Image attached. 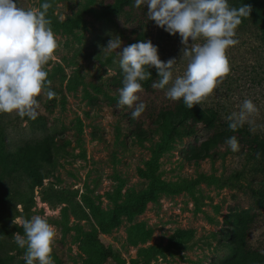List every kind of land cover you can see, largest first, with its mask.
<instances>
[{"label": "rangeland", "instance_id": "rangeland-1", "mask_svg": "<svg viewBox=\"0 0 264 264\" xmlns=\"http://www.w3.org/2000/svg\"><path fill=\"white\" fill-rule=\"evenodd\" d=\"M102 2L52 0L49 13L60 47L46 68L61 93L54 107L46 96L38 97L46 126L14 113L0 114L10 149L27 140L53 143L55 168L36 190L34 215L46 217L57 230L54 264H223L233 258L228 246L237 227L235 215L242 211L255 220L241 251L262 252L264 205L258 185L264 175L253 171V162L228 145L209 158L188 160V146L207 132L170 140V126L161 125L140 138L129 122L134 109L117 107L120 88L113 83L122 69L115 53L102 55V46L119 35L122 22L103 16ZM21 3L38 8L43 0ZM153 25L166 62L179 61V33L173 36L155 21ZM237 38L239 43L228 50L230 73L204 103L219 107L226 118L244 99H252L260 109L257 124H264V46L252 41L249 29ZM251 41L257 48L253 53ZM186 63H178L176 74H182ZM161 146L166 149L157 161L156 199L132 216L127 206L153 183L143 173L149 174L148 165ZM120 207L119 225L102 233L97 211L108 221ZM105 250L112 256L105 258ZM25 251L12 253L17 264H26Z\"/></svg>", "mask_w": 264, "mask_h": 264}, {"label": "clouds", "instance_id": "clouds-1", "mask_svg": "<svg viewBox=\"0 0 264 264\" xmlns=\"http://www.w3.org/2000/svg\"><path fill=\"white\" fill-rule=\"evenodd\" d=\"M145 5L148 20L173 36L179 33L181 58L164 62L150 39L124 46L121 37L114 35L102 46V55L107 58L115 53L123 72L117 107L133 108V119L141 116L146 109L140 95L142 82L152 78L149 69L155 68L159 79L153 81L154 89L166 90L169 100H183L189 109L198 104L203 108L231 71L228 50L239 43L237 29L243 18L250 17L252 6L235 7L229 0H134L136 8ZM51 7L48 2L33 8L23 6L21 0H0V114L35 120L41 109L38 97L51 100L57 95L46 68L60 47L48 16ZM183 61L186 67L176 74ZM259 115V107L246 98L226 119L234 132L245 124L252 131L264 130V124H257ZM225 142L233 152L239 151L235 136ZM20 226L24 234L16 232L13 237L18 247L26 250V264H54L55 226L41 215L24 219Z\"/></svg>", "mask_w": 264, "mask_h": 264}, {"label": "trees", "instance_id": "trees-1", "mask_svg": "<svg viewBox=\"0 0 264 264\" xmlns=\"http://www.w3.org/2000/svg\"><path fill=\"white\" fill-rule=\"evenodd\" d=\"M45 2L51 4L52 0H43V3ZM229 3L235 7L244 4L252 6L250 17L243 18L242 24L237 29V35L246 33L249 29L252 41H260L264 46V0H229ZM100 11L106 18H117L122 22L118 26H120L119 36L124 46L150 39L158 47L161 60L166 62L163 47L158 43L153 32L154 21L147 18L146 5L136 8L134 0H103ZM48 16L51 19L49 12ZM54 26L58 27V24ZM252 41L253 53L254 50L257 51V48ZM149 70L152 72V78L142 82L144 91L140 94L141 100L146 104V109L137 119L131 116L133 110L129 112L130 126L140 138H143L150 129L161 125L170 126L168 136L170 140L182 136L192 137L200 130H204L208 136L194 140L185 154L188 160L200 161L211 157V152L227 145L225 141L235 136L238 139L242 156L253 162V171L264 175V133L260 129L252 131L245 124L234 132L229 129L227 119L217 106L204 103L203 108L198 104L189 109L183 100H169L164 94L165 90L154 89L151 86L153 81L159 78L155 68ZM122 80L123 72H120L113 83L115 87L121 88ZM51 89L57 95L61 93L56 84H52ZM57 95L51 99L50 105L53 107L56 104ZM25 119L32 125L38 124L45 127L47 124V120L39 115L35 120L27 117ZM5 128V124L0 121V264H17L16 256L12 253L22 252L25 249L18 247L14 242L13 234L20 232L23 235L24 233L21 224H13V220H30L35 214L36 190L43 188L44 182L52 176L55 160L53 143L48 139L27 140L24 145L10 149ZM165 149L166 146H161L154 153L153 161L148 165L149 174L143 173L152 179L153 185L151 184L147 192L127 206L130 215L143 213L148 203L155 201L157 190L160 189H156L155 186L157 161ZM258 188L259 201L264 205V183L259 184ZM121 214L122 208H117L113 211L110 220L104 221L97 211L95 217L100 231L106 233L111 227L119 225ZM254 220L253 214L248 211L235 215L234 221L237 227L231 232L233 239L228 246L233 258L223 264H264V247L262 252L241 251V244L248 239ZM103 253L105 258L112 256L110 250H105ZM241 257L246 259H240Z\"/></svg>", "mask_w": 264, "mask_h": 264}]
</instances>
